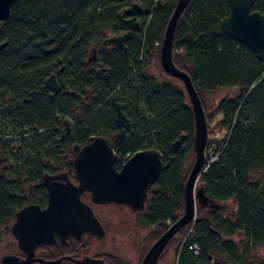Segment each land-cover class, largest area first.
I'll return each instance as SVG.
<instances>
[{
	"label": "trees",
	"instance_id": "trees-1",
	"mask_svg": "<svg viewBox=\"0 0 264 264\" xmlns=\"http://www.w3.org/2000/svg\"><path fill=\"white\" fill-rule=\"evenodd\" d=\"M135 1L17 0L9 18L0 23V43H6L0 51V119L5 122L1 126L22 135L35 134L49 124L45 138L55 144V128L63 118L78 122L72 110L77 100L63 94L51 99L44 91L43 80L51 74L62 76L69 89L80 91L85 79L98 76L87 71L85 64L90 50L95 48L104 73L95 78L92 91L90 86L86 88L91 97L83 110L86 115L97 110L105 115L109 127H115L109 94L126 83L127 76H142L140 71L160 65L161 38L176 2L138 1L142 7L140 30L126 44V50L104 46L103 40L122 33L121 12ZM252 10L264 17V0H257ZM227 14L226 0H191L174 31L172 61L189 74L204 113L205 98L220 95L209 116L219 117L215 126L222 133L212 140L217 159L198 179L205 194L221 208L207 212L210 228L206 220L198 218L169 240L166 247L174 245L175 264H264V254L257 255L258 248L264 245V63L220 30L219 21ZM159 67L162 74L153 71L154 74L171 82H164L155 95H149L142 85L143 103L153 109L158 120L157 131L148 135L146 145L160 151L163 162L142 211V226L146 228L142 235L143 254L181 213L188 172L182 171L183 160L193 158L190 103L180 92L182 85ZM89 120H81L85 121V137L113 130L91 125ZM180 135L185 137L173 152L170 143ZM11 195L3 197V201L11 202L4 209H20L25 204L23 198ZM199 214L201 210L197 209ZM7 217L9 220L2 214L3 219ZM186 230L191 234L181 244ZM192 251L199 256L194 257Z\"/></svg>",
	"mask_w": 264,
	"mask_h": 264
},
{
	"label": "water",
	"instance_id": "water-1",
	"mask_svg": "<svg viewBox=\"0 0 264 264\" xmlns=\"http://www.w3.org/2000/svg\"><path fill=\"white\" fill-rule=\"evenodd\" d=\"M188 1L177 0L166 22L159 46V63L164 73L182 84L183 88L180 91L186 94L190 103L194 121L193 158L189 157V164L185 170L188 172L183 183L182 213L177 215L176 220L148 247L141 264H157L169 240L183 227L193 224L197 209H201L198 218H203L210 224L207 212L210 209L221 208L220 203L205 194L204 185L198 181L205 163L204 151L207 143V123L202 103L190 76L179 70L172 61L171 47L175 26ZM16 2L17 0H0V23L9 18L10 9ZM255 2L256 0H226L228 14L219 21V28L232 41L253 51L257 59L264 63V17L252 10ZM140 12L141 7L137 2L125 8L120 17L126 31L121 35L106 38L103 40V45L109 43L118 49H124L123 43L139 30L136 16ZM5 46V42L0 43V51ZM96 60V49L92 48L86 57L85 64L92 65ZM142 76L148 80L150 92L158 91L164 82V80L158 81L156 75L148 70L142 72ZM45 84V87L52 91L51 97L58 93L59 87L54 74L46 79ZM115 108L118 132L114 135V139L119 141L123 139L124 131L129 129L130 122L122 111L123 105L117 104ZM63 126L65 133L68 134L67 119L64 120ZM65 133L61 135V138ZM183 137L184 135H180L172 143L173 152L180 148ZM70 163L77 180L75 184L70 182L64 173L45 174L42 177L48 196L45 208L40 209L37 205L30 204L15 213V221L10 228V233L16 239L25 258L5 255L0 264H30L34 261V247L41 243H50L54 236L63 240L64 235L61 233L63 229L67 230V235H75L81 231V227L83 230L90 225L99 227L90 209L80 200V196L85 193H89L91 200L97 204H124L131 212L143 211L148 189L156 183L163 169L161 152L149 148L135 153L119 171H116V157L113 155L111 142L101 136H90L83 145H74L71 149ZM49 263L57 264L58 262ZM75 263L102 264L88 257H83Z\"/></svg>",
	"mask_w": 264,
	"mask_h": 264
},
{
	"label": "flooded vegetation",
	"instance_id": "flooded-vegetation-1",
	"mask_svg": "<svg viewBox=\"0 0 264 264\" xmlns=\"http://www.w3.org/2000/svg\"><path fill=\"white\" fill-rule=\"evenodd\" d=\"M139 16V14L136 16L138 24ZM139 30L134 32L128 41L123 43L124 49H118L109 43L104 46L110 45L120 51H124L126 50V44L131 39L135 38ZM125 31L126 29L124 28L122 33ZM122 33L118 35H121ZM97 52L96 49V56ZM94 65L96 66L94 73L97 75L104 73V69L101 68L97 60L92 65H86L87 71L91 72ZM90 77V79H85L81 90L76 92L69 89L68 85L65 84L67 81H63L62 76L54 75L59 91L53 97H51V89L44 86L47 78L45 79L43 88L45 93L49 95L51 99L56 95L61 96L63 94L69 97H76L77 100V104L73 106L72 110L76 114L78 122L74 123V126H72L68 120L69 132L66 134L63 127V121L65 118L62 119L60 126L57 127L58 129L55 128V135L57 137L55 138V144L53 145L50 144L48 138H45L48 136L49 124L47 127L38 130L35 134L34 132H28L20 135L18 131H12L9 128L4 129V126H1L2 120L0 119V261L5 255H14L20 259L25 258V254L19 249L16 239L10 233V228L15 221V213L23 209L25 206L35 204L40 209H43L47 205L48 196L47 190L42 183L43 175H57L59 173H64L70 182L73 184L77 182L73 173V166L70 163L71 149L74 145H83L90 136H101L108 139L111 142L112 151L116 156V171H119L122 165L132 158L135 153L142 152V150L149 148L155 149L153 147L147 148V145L142 143V127H144L145 124L142 123L141 112H137L134 107V102L138 100L137 97L141 96L142 98V85L147 92H150L148 89V80L143 76H127L126 83L116 86L110 92L109 98L112 96L114 99L118 100L113 104L111 111L112 115H114L115 127H109L105 122L97 119L95 121L94 118L98 112L97 110L92 112L93 115L90 119L94 123L91 122V125L93 124L94 126H99L105 129L111 128L113 130L109 133H97L90 134L87 137L84 136L83 125L85 124V121H81L83 118L81 114L78 113L79 110L84 109V107H87L89 104L88 102L84 103L81 96L91 95L90 93L93 90L92 85L95 82V78H98L99 76ZM156 77L160 82L163 80L164 82H171L169 79L160 78L159 76ZM79 82L81 83L82 79H79ZM176 82V84L180 86L181 83L178 80ZM88 86L91 87V91L86 89ZM119 94L122 97L117 98L116 96ZM81 103H84V105L82 104V106ZM117 104H123L122 111L130 122L129 129L124 131V137L119 141H115L114 139V135L118 132L115 121V106ZM132 106L134 108H132ZM7 130H10L9 133ZM63 133H65V135L61 138ZM6 137L7 139H17L18 145L15 146L13 150L8 146L10 140H6L5 143L2 142ZM37 137L43 138L44 143L36 142L35 139ZM24 138L25 141H27V139L30 140V151L32 152H29L28 154L24 153L22 155L19 153L21 145L19 144V141L23 143ZM66 144L67 146L65 147ZM184 161L185 160H183V163ZM18 176H21L20 179ZM156 183L148 189L145 206L149 197V192L154 190ZM25 191H27V194L32 197L31 199H33V196L38 199L29 201L30 198L27 199L23 195ZM10 194H12L11 196L13 197L23 198L25 204L20 209H4V205H9L11 202L3 201L2 199L4 196L8 197ZM80 200L90 209L91 214L98 221L99 227H92L90 225L86 230H83L81 227L79 233H77L78 230L76 229L78 236L77 234L67 235V230L63 229L61 231L64 235L63 240L58 236H54L50 243H41L34 247V261L30 264H52L49 262H58L57 264H76L75 261L80 260L83 257H88L90 260L100 261L102 264H141L143 232L142 211L131 212L129 207L124 204L94 203L91 200L89 193L81 195ZM2 214L9 216V220L8 217L3 219ZM3 220H5V222H3Z\"/></svg>",
	"mask_w": 264,
	"mask_h": 264
},
{
	"label": "rangeland",
	"instance_id": "rangeland-1",
	"mask_svg": "<svg viewBox=\"0 0 264 264\" xmlns=\"http://www.w3.org/2000/svg\"><path fill=\"white\" fill-rule=\"evenodd\" d=\"M138 1L140 2L141 0H136L135 2H138ZM139 19H140V16H139ZM155 63H157V62H155ZM159 66L160 65L158 64L157 67H151V69L148 70V71L149 72H153L154 71L157 74H159V72L161 73ZM95 70H96V66L94 65L92 71L94 72ZM146 70H143V71H146ZM131 76H135V73L132 74ZM44 81L45 80H43V84H44ZM117 96L122 97L120 94L117 95ZM219 96H220L219 94H216L215 96H207L205 98V109H206L205 110V115H206V123H207V139H208V141L210 140L209 142L207 141L208 143H206L205 152L208 153V154H210L212 152V150L214 149V146H215V141H212V140L213 139H218L220 136H222V133L219 132L217 130L216 126H215L216 121H217V118H219V117H217V116L210 117L209 116V113H210L211 109L214 107L215 102L219 99ZM81 97H82V101L84 103L85 102H88V104H89V100H90L91 95H89V96L88 95H82ZM137 99L138 100H136L134 102V107L137 110V112L139 111L142 114V123L145 124V126L142 127V143L143 144H147V142H148L147 138H148L149 132H150V134H153L154 132L157 131V130H155V125L156 124L158 125V120L155 118V116L153 114V109L147 107L146 105H144L143 98H141V96H138ZM84 103H81V105L82 104L84 105ZM134 107L132 106V108H134ZM153 107H156V106H153ZM160 109L161 108H158V111H157L158 114H160V112H161ZM163 112H164V117H165V111H163ZM78 114H81L82 118L83 117H87V121H90L89 119L92 118V115H93V113H91L90 115L89 114L86 115V112L83 109L79 110V113ZM164 117H162V118H164ZM66 118L69 120V122L71 123V125L74 126V123L75 122L73 121V118H70V117H66ZM96 119L99 120V121H102V122H106V120H105L106 118H105V115L104 114H97L95 116L94 120L96 121ZM107 119L109 120V117H107ZM91 122H93V121L91 120ZM2 123L5 124V122H3V121H2ZM9 131L10 130H7L8 133H9ZM3 140H4V141H2L3 143H5L6 140H10V142L8 143V146L12 150L15 148V146L18 145V141H17L16 138L15 139H10V138L7 139V137H6ZM35 141L36 142H39V143H44L43 138H38L37 137L35 139ZM29 142H30V140L27 139V141H25V138H24L23 143L19 141V144H21L20 145V149H19V153H21L23 155L24 153L28 154L29 152H32V151H30V144H29ZM189 157L190 156H188L187 158H185V161H184L183 166H182V171L183 172L186 170V168H187V166L189 164ZM204 173H205V171H203L201 174H204ZM201 174H200V177H199L200 179H201V176H202ZM20 177L21 176H18L19 179H20ZM27 193L28 192L25 191L23 193V195L27 199L30 198L29 201L35 200V197L34 196H33L34 199H31L32 197L30 195H28ZM19 194H20V192H19ZM143 234H144V231L142 232V235ZM190 234H191L190 230H186L185 231V234L182 236V241L186 240ZM147 242H149V240H147ZM174 250H175L174 245L167 246L166 249L164 250V252L162 253L161 257L158 259L157 264H175L174 263V259H175L174 258L175 257V251ZM143 252L144 251L142 250V254H143ZM261 254H264V245L261 248H258V250H257V255H261ZM142 257H143V255H142Z\"/></svg>",
	"mask_w": 264,
	"mask_h": 264
},
{
	"label": "bare ground",
	"instance_id": "bare-ground-1",
	"mask_svg": "<svg viewBox=\"0 0 264 264\" xmlns=\"http://www.w3.org/2000/svg\"><path fill=\"white\" fill-rule=\"evenodd\" d=\"M190 1H191V0L188 1L187 5L189 4ZM256 1H257V0H256ZM176 3H177V0H176V2H175L174 6L176 5ZM186 7H187V6H186ZM186 7H185V8H186ZM184 10H185V9H184ZM183 12H184V11H183ZM183 12H182V13H183ZM181 15H182V14H181ZM181 15H180V17H181ZM169 17H170V16H169ZM180 17H179V18H180ZM178 20H179V19H178ZM177 22H178V21H177ZM176 24H177V23H176ZM165 25H166V24H165ZM175 27H176V26H175ZM220 30H221V29H220ZM222 32H223V31H222ZM255 55H256V54H255ZM177 68H178V67H177ZM178 69L181 70V71H183V72H185L184 70H182V69H180V68H178ZM185 73H186V72H185ZM165 74H166V73H165ZM186 74H187V73H186ZM101 75H102V74H100V75H98V76H101ZM166 75H167V74H166ZM187 75L189 76V74H187ZM105 76H106V75H105ZM105 76H104V78L107 79V76H106V77H105ZM167 76H168V75H167ZM168 77H170V76H168ZM44 86H46V84H44ZM46 88H47V87H46ZM158 92H159V91L148 92V93H149V95H155V94L158 93ZM116 97L119 98V96H116ZM113 100H114V98L111 96V97H110V103H112V105L115 103V102L113 103ZM152 103H153V105H155L154 103H156V101L153 100ZM119 105H123V104H119ZM66 119H67V118H65V120H66ZM67 120H68V119H67ZM63 122H64V121H63ZM63 127H64V126H63ZM184 137H185V135H184ZM184 137H183V139H184ZM193 137H194V131H193ZM178 138H179V137H178ZM178 138H176L175 140H177ZM183 139H182V141H183ZM175 140H173V141L170 143V146H169V147H170V150H171V145H172V143H173ZM207 140H208V139H207ZM171 151H172V150H171ZM215 153H216V151L214 152V154H215ZM205 154H206V152H205ZM214 154H213V155H214ZM113 155H115L114 152H113ZM115 157H116V156H115ZM205 159H206V158H205ZM213 163H214V162L210 163V164H209V167H210ZM209 167H208V168H209ZM208 168H207V169H208ZM182 210H183V209H182ZM181 213H182V211H181ZM181 213H180V214H181ZM180 214H178V215H180ZM194 219H195V221H197V220H198V216L195 215V216H194ZM175 220H176V219H175ZM175 220H174V221H175ZM204 220H205V219H204ZM174 221H173V222H174ZM195 221H193V223H194ZM206 221H207V220H206ZM173 222H171V223H173ZM171 223H170V224H171ZM207 223H208V222H207ZM209 226H210V224H208V227H209ZM209 228H210V227H209ZM142 229H143L144 232H146V228H144V227L142 226ZM184 242H185V240L182 241L181 244H183ZM189 249H190V247H189ZM190 250H191V249H190ZM192 254H193L194 257H198V256H199V253H197L196 251H192Z\"/></svg>",
	"mask_w": 264,
	"mask_h": 264
},
{
	"label": "built area",
	"instance_id": "built-area-1",
	"mask_svg": "<svg viewBox=\"0 0 264 264\" xmlns=\"http://www.w3.org/2000/svg\"><path fill=\"white\" fill-rule=\"evenodd\" d=\"M213 154H214L213 152H211L210 154L206 153V155H205V157H206L205 165H204V167L202 169V172L206 171V169L209 167V164L214 162L217 159L218 156L216 154H214V155Z\"/></svg>",
	"mask_w": 264,
	"mask_h": 264
}]
</instances>
